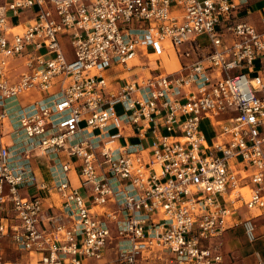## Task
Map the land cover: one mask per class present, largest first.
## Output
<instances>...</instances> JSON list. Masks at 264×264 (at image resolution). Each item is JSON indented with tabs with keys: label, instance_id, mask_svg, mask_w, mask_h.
<instances>
[{
	"label": "built area",
	"instance_id": "2783aa9c",
	"mask_svg": "<svg viewBox=\"0 0 264 264\" xmlns=\"http://www.w3.org/2000/svg\"><path fill=\"white\" fill-rule=\"evenodd\" d=\"M6 123L0 264H227L219 238L264 216V0H0Z\"/></svg>",
	"mask_w": 264,
	"mask_h": 264
},
{
	"label": "crops",
	"instance_id": "0c3cea01",
	"mask_svg": "<svg viewBox=\"0 0 264 264\" xmlns=\"http://www.w3.org/2000/svg\"><path fill=\"white\" fill-rule=\"evenodd\" d=\"M259 3H262V2H259ZM255 4H253L252 8H251V10H252L251 14L252 15H256L257 10L262 6V5H260L257 9H255V8L253 9V6ZM169 53L170 52L167 53L168 61L173 63V64L170 68H165V67L161 66L166 71H171V70L178 68V66L181 62L180 57H178L174 52L173 53H174L175 60L174 59L171 60ZM161 60H162V58H161ZM161 60L159 61L160 63H161ZM161 65H162V63H161ZM136 70L137 69H133L129 73L132 74ZM129 73L127 71H125L122 67H119V66H113V67H110V68H107L104 70V75L108 79L110 78L111 81L113 80L114 82L117 80H122L127 75H129ZM37 97H38V93L33 92L31 96H22L18 100H19L20 104H26L29 101V99L30 100L36 99ZM9 130H10V128L8 129L7 126L5 125V129L2 131V135H0V140L3 141V143L6 145H10V146L13 145V147L11 148V152L16 153V150L19 147V145L17 143L18 141L15 140L14 136L9 133ZM151 136H152V134H151L150 130H147L145 132V136L144 135L142 136V135H139L136 130H134V129L132 130L131 128L126 127L123 130V135L119 138V140H117V143L122 144V145L141 144L142 146H147L150 144ZM144 142H147V144ZM30 162H31V167L34 170V172L38 178H42V179H46V180L50 179L49 170L47 169L48 166L50 165V163H48L44 158H40V159L31 158ZM36 192H38V190L35 187H27V188L25 187L22 189L21 194L31 195V194H35ZM262 217H264V216H262ZM262 217H260V218H262ZM259 219H256L257 228L259 225ZM263 222H264V218L262 219L261 224H260V232L259 233L256 232L257 239L264 236V223ZM236 226H239V225H236ZM236 226H234V227H236ZM234 227H232V228H234ZM232 228H230V229H232ZM257 228H256V230H257ZM230 229L225 231L223 233V235L219 238V240L221 242V248H222V251L225 255V259H226L227 264H231L232 259L236 260L238 258L241 260V262L252 264L251 263L252 260L250 259L251 255L254 256V264H258V258L259 257L264 260V257L261 255L259 250L252 249V251L249 254L247 253V254H244V256H243L242 255V253L244 252L243 250L238 249V247H235L234 245L232 248H230V246L227 244V242L231 239ZM12 249L13 248H12V243H11L10 238H0V263L9 262V261H12L15 259L14 255L12 253ZM21 261L24 262V259L22 258Z\"/></svg>",
	"mask_w": 264,
	"mask_h": 264
},
{
	"label": "rangeland",
	"instance_id": "374dc122",
	"mask_svg": "<svg viewBox=\"0 0 264 264\" xmlns=\"http://www.w3.org/2000/svg\"><path fill=\"white\" fill-rule=\"evenodd\" d=\"M260 5H262V3H259L257 2L254 6H253V9H257ZM63 49L64 51L66 52L67 56L69 59L72 58V53H73V50H72V47L69 45V43L65 42L63 44ZM174 51H171L169 54H170V57H171V60H175V57H174ZM132 61L129 62V64L131 63ZM161 63H162V66L165 67V68H170L172 66L173 63L169 62L168 61V56L167 55H164L162 57V60H161ZM18 103H19V100H16V99H12V100H9L7 101L6 103V108H12V110L10 109L11 113L14 112V108L18 106ZM15 117L17 116V114H14ZM7 126V128L9 129V125L6 123L5 124ZM147 144V142H144ZM53 198H57L56 195H52ZM264 217L260 218L259 219V225H258V228L256 230L257 233L260 232V224H261V221ZM230 237L231 239L227 242V244L230 246V248L233 247V245L235 247H238V249H241L243 250L244 252L242 253V255L244 256V254H249L252 249H256V250H259L261 255L264 257V236L261 237V238H258L256 239L255 241L253 242H249L245 236V233L243 231V228L241 225L239 226H236L232 229H230ZM250 259L252 260V264H254V256L251 255L250 256ZM232 263L231 264H249V263H244V262H241V260L238 258L236 260L232 259L231 260Z\"/></svg>",
	"mask_w": 264,
	"mask_h": 264
},
{
	"label": "bare ground",
	"instance_id": "6f19581e",
	"mask_svg": "<svg viewBox=\"0 0 264 264\" xmlns=\"http://www.w3.org/2000/svg\"><path fill=\"white\" fill-rule=\"evenodd\" d=\"M16 29H17V28H15V30H16ZM26 93L28 94L29 92H26ZM30 95H31V94H30ZM11 116L13 117V119L16 118L13 112H12ZM14 123H16V122H14Z\"/></svg>",
	"mask_w": 264,
	"mask_h": 264
}]
</instances>
